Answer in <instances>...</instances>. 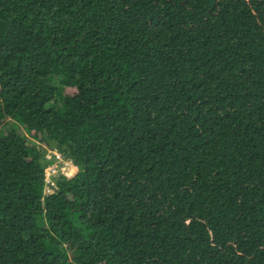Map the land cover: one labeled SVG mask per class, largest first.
<instances>
[{
  "label": "trees",
  "instance_id": "trees-1",
  "mask_svg": "<svg viewBox=\"0 0 264 264\" xmlns=\"http://www.w3.org/2000/svg\"><path fill=\"white\" fill-rule=\"evenodd\" d=\"M0 264H264V0H0Z\"/></svg>",
  "mask_w": 264,
  "mask_h": 264
},
{
  "label": "rangeland",
  "instance_id": "rangeland-1",
  "mask_svg": "<svg viewBox=\"0 0 264 264\" xmlns=\"http://www.w3.org/2000/svg\"><path fill=\"white\" fill-rule=\"evenodd\" d=\"M11 126H13L14 128L16 127V124L13 120H9L6 123V125L3 126L1 129H3V131H5L6 133ZM17 128L19 129L21 134L27 135V132L24 127L17 124ZM48 150L54 153L59 160L57 159L56 162L47 166V170H46L47 173H46V177L44 178V182H45L44 190L45 191L48 190L49 184H51L50 180H53L55 182L54 177L58 174L59 167L61 168L62 171H64V173H66V175H72L76 171L75 166H73L74 164L70 162L69 160H64V158H62V156L59 153H57V150L54 147H52V150H50L49 148Z\"/></svg>",
  "mask_w": 264,
  "mask_h": 264
},
{
  "label": "built area",
  "instance_id": "built-area-1",
  "mask_svg": "<svg viewBox=\"0 0 264 264\" xmlns=\"http://www.w3.org/2000/svg\"><path fill=\"white\" fill-rule=\"evenodd\" d=\"M56 159H58V158L56 157ZM46 170H47V167H45V171H44L45 172V177H46V173H47ZM58 173H61V174L65 175L66 177H70V176L73 175V174L72 175H66V173H64V171H62L60 167H59V172ZM54 180H55V177H54ZM50 182H51V184H49V186L54 184L53 180H50Z\"/></svg>",
  "mask_w": 264,
  "mask_h": 264
},
{
  "label": "crops",
  "instance_id": "crops-1",
  "mask_svg": "<svg viewBox=\"0 0 264 264\" xmlns=\"http://www.w3.org/2000/svg\"><path fill=\"white\" fill-rule=\"evenodd\" d=\"M73 166H75V165H73ZM75 169H77V166H75Z\"/></svg>",
  "mask_w": 264,
  "mask_h": 264
},
{
  "label": "clouds",
  "instance_id": "clouds-1",
  "mask_svg": "<svg viewBox=\"0 0 264 264\" xmlns=\"http://www.w3.org/2000/svg\"><path fill=\"white\" fill-rule=\"evenodd\" d=\"M73 163V162H72ZM75 170H77V169H75ZM76 172V171H75ZM74 174V173H73Z\"/></svg>",
  "mask_w": 264,
  "mask_h": 264
}]
</instances>
